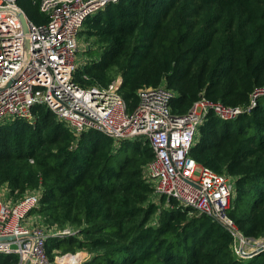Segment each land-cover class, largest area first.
Returning a JSON list of instances; mask_svg holds the SVG:
<instances>
[{
    "label": "trees",
    "instance_id": "16d2710c",
    "mask_svg": "<svg viewBox=\"0 0 264 264\" xmlns=\"http://www.w3.org/2000/svg\"><path fill=\"white\" fill-rule=\"evenodd\" d=\"M18 5L34 23L46 20L33 0ZM81 31L95 47L74 80L107 85L121 75L128 110L137 89L160 83L174 92V114L200 96L249 107L232 119L209 113L190 155L234 178L230 217L245 235L264 237V93L253 95L264 89V0L109 1ZM32 111L34 122H0V184L18 195L41 185L32 211L48 225L76 228L49 238L48 256L52 248H77L90 254L80 264H264V251L237 257L219 221L164 195L151 199L143 166L153 152L145 139L116 142L94 129L74 135L45 106ZM17 259L0 253V264Z\"/></svg>",
    "mask_w": 264,
    "mask_h": 264
},
{
    "label": "built area",
    "instance_id": "2783aa9c",
    "mask_svg": "<svg viewBox=\"0 0 264 264\" xmlns=\"http://www.w3.org/2000/svg\"><path fill=\"white\" fill-rule=\"evenodd\" d=\"M109 1L117 0H33L46 17L44 22L34 23L18 0H0V86L13 79L0 89V122L16 118L34 122L33 106L41 104L74 135L94 129L116 142L145 139L153 152L143 166L152 200L159 203L164 195L219 221L231 234V248L237 257L264 251V237L245 235L229 215L234 178L197 163L190 155L209 113L232 119L249 107L227 106L200 96L185 113L174 114V92L160 83L137 89V105L128 110L120 94L121 75L107 85H80L74 80L79 68L75 60L77 37L83 22ZM20 14L27 19L32 42L30 59L21 72L26 33ZM262 93L264 89L253 95ZM254 97L250 105L255 103ZM1 187L6 199H0V237L14 238L0 239V253L17 254L14 264H52L45 249L47 240L73 235V228L27 223L31 211L39 206L41 185L14 199L6 184ZM77 254L62 257L70 255L72 264H80Z\"/></svg>",
    "mask_w": 264,
    "mask_h": 264
},
{
    "label": "rangeland",
    "instance_id": "374dc122",
    "mask_svg": "<svg viewBox=\"0 0 264 264\" xmlns=\"http://www.w3.org/2000/svg\"><path fill=\"white\" fill-rule=\"evenodd\" d=\"M77 39H78V51L76 52L75 60L76 63L78 64V67H81L87 60L90 59L89 54L86 53V49L89 47V45H92L91 47H95V44L93 37H90L88 34L83 33L81 30L78 34ZM1 186H3V184H0V199L5 200L6 195H4L3 187ZM12 196H13L12 198L14 199L19 195L17 193H13ZM27 223H32L33 225H42L45 227L51 226L44 221V217L41 214H39L37 210H34L29 214ZM70 227H72L74 232L76 233V228L74 226H70ZM59 238L61 239L64 237H59ZM66 253L80 254L81 262L90 257V254L87 253L85 250H81L77 248L73 252L63 251L62 249L59 248H52L49 254L52 264H67L68 255L62 257Z\"/></svg>",
    "mask_w": 264,
    "mask_h": 264
},
{
    "label": "water",
    "instance_id": "95a60500",
    "mask_svg": "<svg viewBox=\"0 0 264 264\" xmlns=\"http://www.w3.org/2000/svg\"><path fill=\"white\" fill-rule=\"evenodd\" d=\"M20 18H21V21H22L23 30L26 33V35L24 37V57H23L24 62L22 63V66H21L19 72H21V70L25 67V62H27L30 59L31 50H32L31 38H30L29 35H27L28 34L27 19H26V17H25L24 14H20ZM12 81H13V79H10L7 83H5L4 85L0 86V89L5 88ZM13 238H14L13 236H10V237H0V239H13ZM259 252H261V251H259ZM259 252H257L256 254H258Z\"/></svg>",
    "mask_w": 264,
    "mask_h": 264
},
{
    "label": "crops",
    "instance_id": "0c3cea01",
    "mask_svg": "<svg viewBox=\"0 0 264 264\" xmlns=\"http://www.w3.org/2000/svg\"><path fill=\"white\" fill-rule=\"evenodd\" d=\"M29 217V216H28ZM75 257H77V258H80L81 257V255L80 254H77ZM90 258V257H89ZM88 258V259H89Z\"/></svg>",
    "mask_w": 264,
    "mask_h": 264
}]
</instances>
